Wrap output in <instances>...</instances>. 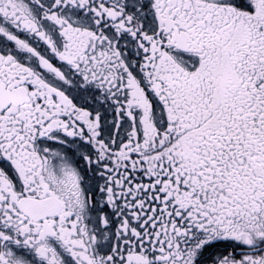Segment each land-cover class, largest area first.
I'll list each match as a JSON object with an SVG mask.
<instances>
[{
  "label": "snow or ice",
  "instance_id": "obj_1",
  "mask_svg": "<svg viewBox=\"0 0 264 264\" xmlns=\"http://www.w3.org/2000/svg\"><path fill=\"white\" fill-rule=\"evenodd\" d=\"M0 264H264V0H0Z\"/></svg>",
  "mask_w": 264,
  "mask_h": 264
}]
</instances>
